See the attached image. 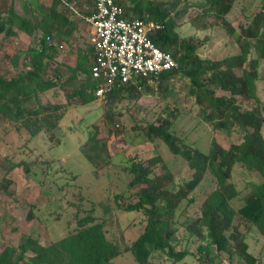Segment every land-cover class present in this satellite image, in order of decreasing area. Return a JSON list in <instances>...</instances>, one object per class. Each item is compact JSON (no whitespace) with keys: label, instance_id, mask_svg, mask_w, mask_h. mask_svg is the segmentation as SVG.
<instances>
[{"label":"trees","instance_id":"trees-1","mask_svg":"<svg viewBox=\"0 0 264 264\" xmlns=\"http://www.w3.org/2000/svg\"><path fill=\"white\" fill-rule=\"evenodd\" d=\"M66 1L72 3L76 0ZM95 2L85 1V11H80L82 20L93 14ZM114 2L122 8L127 20L159 23L161 29L150 36L151 40L161 51L170 53L178 66L160 73L151 81L133 77L124 84L116 82L105 101L101 102L107 108L105 121L108 134L114 136L118 132L116 116L120 112H112V105L124 100L140 99L149 90L150 83H157V90L166 91L168 83L177 75L188 80L187 95L194 99L204 122L211 124L214 129L229 132L236 127L244 132L239 144H232L225 149L212 140L209 150L202 152L181 146L170 132V118L174 117V113L170 112L168 117L160 119L158 125L148 124L143 129L147 141L154 143L159 139L166 144L173 156H180L186 162L192 170V178L174 190V174L158 152L146 161H129L124 169L130 177L128 188L140 187L132 194L136 200L123 206L120 195H115L113 199L116 207L123 212L141 213L144 227L125 250H130L138 264H154V259H160L161 255L169 259L170 264H178L191 256L186 249L179 252L174 249L173 241L178 228L176 212L182 202H186L187 206L194 202L193 197L188 196L209 174L214 186L205 196L200 215L188 226L193 230L190 234L196 235L200 241L196 256L198 264L220 263L222 253L228 254L229 261L236 259L245 264H257L255 257L248 251L245 236L232 222L238 214L264 236V136L261 133L264 108L260 107L256 94L259 67L264 62V3L261 11L246 26L240 25L237 31L227 20L236 0ZM61 5L62 0H52L45 9L38 6V0H33L29 5L25 2L22 14L16 11L13 0H3L0 6V35L5 38H18L21 35L31 38L26 51L13 58L14 64L21 65L23 70L11 78L0 76V119L16 122L14 129H24L30 140L41 132L47 133L49 138L55 135L65 119L66 107L72 102L81 107L99 102L95 92L102 83L92 76V47L78 53L75 64L65 68L69 75L64 85L60 84L63 66H51L59 56L61 44L68 42L77 30V22L69 19L60 9ZM180 5L183 7L177 10ZM191 8L198 11L196 17L205 19L212 16L214 22L220 24L240 45L239 53L220 60L201 58L194 38H182L177 31V22ZM211 24L207 22L201 27L206 29ZM251 50L255 51L256 56L249 58ZM58 89H64L63 95L67 101L40 103V95L56 93ZM219 92L222 94L219 95ZM252 99L257 103L256 106L251 110H241L240 103ZM84 146L80 148L81 153L93 166L96 160L102 162V156H112L106 143L97 139V131L89 133ZM37 163L45 162L19 160L13 167L22 166L30 172L31 165L35 168L38 167ZM155 166H159L163 173L155 175ZM46 167L49 171V167ZM236 167L245 168L256 175L259 182H248L239 190L232 182ZM52 185L55 190L58 189L57 193L42 191L50 196V200L59 201L68 196L67 183H50V187ZM77 193L71 194L79 196L75 205L77 211L72 212L69 220L73 227L63 238L43 246L35 235H23L18 245H7L0 252V264H115L113 261L121 254V248L109 238L106 230L109 224L106 217L111 213V195L97 204L92 203L88 210L82 204L86 198L82 193ZM236 202H239L237 208L234 207ZM60 216L61 213L57 219ZM33 219L47 223L42 219V206L29 205L26 220Z\"/></svg>","mask_w":264,"mask_h":264},{"label":"rangeland","instance_id":"rangeland-1","mask_svg":"<svg viewBox=\"0 0 264 264\" xmlns=\"http://www.w3.org/2000/svg\"><path fill=\"white\" fill-rule=\"evenodd\" d=\"M2 1L0 0V6ZM31 1L33 0H13V4L16 11L22 14L25 2L29 5ZM85 1L87 2V0H76L69 3L62 0L60 6L70 20L78 22L76 34L73 33L68 42L63 43L60 57L51 64L52 67L55 63L63 66L60 80V84L63 85L69 75L65 68L73 62L76 50L82 43V39L86 38L87 26L81 21L83 16L80 12L85 11L83 6L86 5ZM51 2L52 0H38V6L41 5L47 9ZM263 3L264 0H236L227 20L234 29L239 31L240 25L246 26L261 11ZM32 7L34 8L33 3ZM182 7L183 5H180L177 10ZM197 12L194 8L189 9L187 14L177 22V31L182 38H194L201 58L220 60L239 53L240 45L220 24L214 22L212 16L203 19L196 17ZM207 22L212 24L202 29L201 25ZM30 42L31 38L25 35L18 38H5L0 35V76L10 78L23 70L21 65L14 66L12 59L19 56V53L25 52ZM254 56H256L255 51L251 50L249 58ZM259 74L256 94L260 107L264 108V62L259 67ZM188 83L186 78L177 75L168 83L166 91H159L157 83H150V91L146 90L145 95L140 99L124 100L112 105V112H120L116 116L118 132L114 136L108 134L105 121L107 108L101 102H94L85 107L72 102L65 109V119L60 123L61 129L57 130L51 138L47 133L41 132L30 140L24 129H14L16 122L0 119V252L7 245H18L23 235H35L43 246L63 238L73 227L69 220H71L72 212L77 211L75 205L78 203L79 196L71 194H78V191L86 198L82 204L88 210L92 203L97 204L111 195V213L106 217L109 220L106 230H108L109 238L118 243L121 248V254L113 262L138 264L130 250L125 249L130 247L143 230L144 216L141 213L123 212L116 207L113 199L115 195H120L123 206L136 200L132 194L140 187L128 188L130 177L124 167L129 165L130 160L146 161L158 152L170 172L174 174L172 179L174 190L192 178V170L186 162L180 156H173L161 140L157 139L154 143L147 141L143 129L151 123L158 125L160 119L168 117L171 112L174 113V117L170 118L172 123L170 132L175 135L181 146L207 152L212 140L228 149L230 145L239 144L244 138V132L239 128L235 127L227 132L214 129L211 124L204 122L199 116V108L194 99L187 95ZM65 89L68 91V88ZM56 93L40 95V103L44 105L49 101L62 103L67 101L63 95L64 89H58ZM220 94L222 93L219 92ZM256 104L252 99L240 103V108L247 111L253 109ZM135 125L136 128H133ZM95 131H97V139L106 143L107 150L112 156L110 158L102 156V162L96 160L93 166L84 158L80 148L87 142L89 133ZM261 133L264 136V123ZM19 160L45 163H37L38 167L35 168L31 165V171L28 172L22 166L13 167V164ZM46 166L49 167V171L46 170ZM153 173L160 175L163 172L159 166H155ZM74 175L76 178L72 179ZM45 178L52 182L47 183ZM54 182L69 185L67 197L64 195L65 198L59 201L58 199L50 200V196L42 192L44 190L57 193L58 189L55 190L54 185L50 187V183ZM232 182L239 190H242L248 182H259V178L245 168L236 167L232 173ZM213 186L211 176L208 174L188 196L193 197L194 202L189 206L186 202H182L176 212L178 228L173 241L174 249L177 252L186 249L191 254L178 264H198L196 256L200 241L196 235L190 234L193 230L188 226L200 215L205 196ZM30 204L42 206V219L47 223L37 219L26 220ZM238 205L239 202H236L234 207L237 208ZM59 213L61 216L57 219ZM68 221L69 224H67ZM232 223L237 225L240 233L245 236L248 251L255 257L257 264H264V236L255 226L242 220L238 214ZM220 261L216 264H245L236 259L229 261L228 254L225 253L221 254ZM170 262L163 255L160 259L156 258L153 261L154 264H170Z\"/></svg>","mask_w":264,"mask_h":264},{"label":"built area","instance_id":"built-area-1","mask_svg":"<svg viewBox=\"0 0 264 264\" xmlns=\"http://www.w3.org/2000/svg\"><path fill=\"white\" fill-rule=\"evenodd\" d=\"M85 21L90 27L88 43L94 50L92 76L102 83L95 92L99 102L105 101L116 82L124 84L133 77L151 81L178 66L170 53L151 40L161 25L125 19L114 0H96L93 14Z\"/></svg>","mask_w":264,"mask_h":264},{"label":"crops","instance_id":"crops-1","mask_svg":"<svg viewBox=\"0 0 264 264\" xmlns=\"http://www.w3.org/2000/svg\"><path fill=\"white\" fill-rule=\"evenodd\" d=\"M89 17V16H88ZM87 17V18H88ZM83 19V18H82ZM81 19V21L87 26V34L85 33V37L87 38V40H86V38H83L82 39V43L79 45V48L76 50V53H75V55H74V59H73V62L69 65V66H73L74 64H75V61H76V57H77V55H78V53H80L81 51H84L86 48H88V47H91L90 45H89V43H88V36H89V33H90V27H89V25L86 23V19H84V20H82ZM77 22V21H76ZM77 27H78V22H77ZM77 31V30H76ZM76 31L74 32L75 34H76ZM74 35V34H73ZM63 43H65V42H63ZM63 43L61 44V45H63ZM62 48H63V46H61V49H60V52H62ZM60 54V53H59ZM60 57V55L56 58V61H57V59ZM12 63H14L13 62V59H12ZM20 63V62H19ZM19 65V64H18ZM55 66L53 67V68H56L57 66H59L60 64H58V63H55L54 64ZM14 66H15V64H14ZM16 74V73H15ZM14 74V75H15ZM14 75H12L11 77H13ZM10 77V78H11ZM16 124V123H15Z\"/></svg>","mask_w":264,"mask_h":264}]
</instances>
